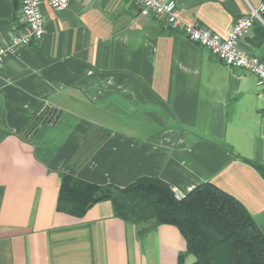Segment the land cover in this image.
<instances>
[{"label":"crops","instance_id":"obj_1","mask_svg":"<svg viewBox=\"0 0 264 264\" xmlns=\"http://www.w3.org/2000/svg\"><path fill=\"white\" fill-rule=\"evenodd\" d=\"M174 1L183 21L222 38L264 2ZM43 11V39L0 71V264H178L187 243L175 226L143 231L117 218L110 201L82 217L61 212L64 174L119 188L161 178L182 197L211 183L264 234L257 78L141 14L135 0H70L65 11ZM21 21L20 1L0 0V47ZM254 37L253 29L240 47L264 60ZM43 112L51 118L30 130ZM95 129L110 135L81 161Z\"/></svg>","mask_w":264,"mask_h":264},{"label":"trees","instance_id":"obj_2","mask_svg":"<svg viewBox=\"0 0 264 264\" xmlns=\"http://www.w3.org/2000/svg\"><path fill=\"white\" fill-rule=\"evenodd\" d=\"M264 20V14L262 15ZM253 44L264 46V24L256 21ZM47 114V115H46ZM50 112L39 115L30 130L47 122ZM110 133L95 129L84 139L81 161L100 147ZM80 163V162H79ZM110 201L115 216L143 227H177L187 243L178 264H264V234L243 204L217 186L206 183L178 198L161 178L142 177L125 188L96 185L71 174L61 178L58 209L82 217L94 205Z\"/></svg>","mask_w":264,"mask_h":264},{"label":"built area","instance_id":"obj_3","mask_svg":"<svg viewBox=\"0 0 264 264\" xmlns=\"http://www.w3.org/2000/svg\"><path fill=\"white\" fill-rule=\"evenodd\" d=\"M22 21L10 34L8 46L0 47V71L5 61L17 50L43 39L46 18L43 11L45 4H50L57 11L70 7V0H19ZM143 15H155L163 19L172 31L182 33L192 43L211 51L224 65L241 69L254 76L264 89V60L245 52L240 47L241 40L254 28L255 22L264 24V2L259 9H253L247 16L235 21L226 38H222L200 25L183 21L177 3L174 0H135ZM180 198L179 196H177Z\"/></svg>","mask_w":264,"mask_h":264},{"label":"rangeland","instance_id":"obj_4","mask_svg":"<svg viewBox=\"0 0 264 264\" xmlns=\"http://www.w3.org/2000/svg\"><path fill=\"white\" fill-rule=\"evenodd\" d=\"M52 113L50 112V114L49 115H51ZM47 115V114H46ZM180 198H182V197H180ZM193 258V257H192ZM187 264H190L189 262H187Z\"/></svg>","mask_w":264,"mask_h":264},{"label":"water","instance_id":"obj_5","mask_svg":"<svg viewBox=\"0 0 264 264\" xmlns=\"http://www.w3.org/2000/svg\"><path fill=\"white\" fill-rule=\"evenodd\" d=\"M179 197H182L181 194H178Z\"/></svg>","mask_w":264,"mask_h":264}]
</instances>
